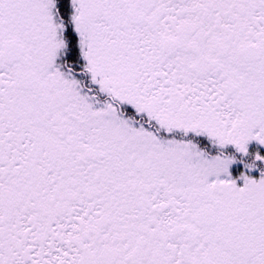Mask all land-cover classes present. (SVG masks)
Wrapping results in <instances>:
<instances>
[{"label":"snow or ice","instance_id":"1","mask_svg":"<svg viewBox=\"0 0 264 264\" xmlns=\"http://www.w3.org/2000/svg\"><path fill=\"white\" fill-rule=\"evenodd\" d=\"M0 264H264V0H0Z\"/></svg>","mask_w":264,"mask_h":264}]
</instances>
